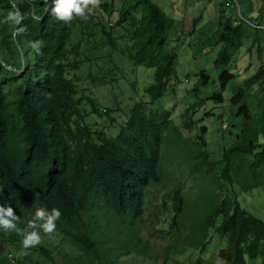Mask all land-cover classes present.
<instances>
[{
	"label": "trees",
	"instance_id": "16d2710c",
	"mask_svg": "<svg viewBox=\"0 0 264 264\" xmlns=\"http://www.w3.org/2000/svg\"><path fill=\"white\" fill-rule=\"evenodd\" d=\"M114 1L99 0L86 19L74 14L65 22L53 13V0H0V206L12 207L18 217L17 230L0 228L5 246L15 245L24 232L33 231L28 223L41 207L61 211L53 233L36 230L41 236L65 239L79 253L64 254L67 264H115L113 249L139 241L144 231L147 194L163 183L165 135L173 130L180 137L170 113L148 108L163 98L174 73L176 56L168 42L174 22L151 0H122L118 17L106 20ZM234 2L240 17L236 14L233 23L225 18L221 24L216 66H228L229 51L245 41L251 57L255 54L264 61V0ZM224 3L234 5L232 0ZM17 9L19 23L8 20V13ZM128 18L135 27L130 59L136 67L154 69V82L145 89L149 102L135 103L126 123L111 137L96 127H105L100 122L104 118L114 124L112 111L100 108L85 89L78 90L80 78L75 74L91 59L73 34L76 28L89 36L97 31L106 38L101 45L118 51L110 24L121 25ZM102 76L90 74L83 82L107 85ZM201 78L199 85H207L209 77L202 72ZM234 78L223 73L222 89ZM255 86L259 93L254 117L261 123L264 141L263 65L230 99V105L243 102L246 91ZM214 100L223 102L220 95ZM248 107L243 103L238 108L236 116L243 123L220 160L211 159L205 128L195 147L183 146L182 151H189L187 170L197 185V215L184 210L187 202L181 190L173 196L179 227L191 226L187 245L204 250L213 230L227 239L229 264L264 260V222L245 211L230 191L234 186L242 192L264 188V142H255L256 119ZM191 124L189 117V130ZM180 152L175 150L178 157Z\"/></svg>",
	"mask_w": 264,
	"mask_h": 264
},
{
	"label": "rangeland",
	"instance_id": "374dc122",
	"mask_svg": "<svg viewBox=\"0 0 264 264\" xmlns=\"http://www.w3.org/2000/svg\"><path fill=\"white\" fill-rule=\"evenodd\" d=\"M151 1L174 22L168 31V42L169 49L176 56V63L167 92L154 106L148 108L162 114L170 113L171 123L177 128L180 137L177 138L173 130L165 135L163 183L151 188L147 194L145 223L142 226L144 231L139 234V241L122 244L121 247H117L118 249H113L115 264H227L231 257L227 239L213 230L209 231L204 250L187 245L185 238L190 236L191 226L187 225V229L179 227L180 218H177L178 215L173 210V196L175 190H181L187 202L184 210L188 208L189 213L197 215V208H200L197 206V185L187 170L189 151L185 149V152L182 151L183 146L189 150L195 147L197 137L202 134V128H205L204 138L208 143L211 159L220 160L223 148L232 145L234 137L240 131L243 120L242 117H237L236 113L243 103L248 104L250 115L256 119L255 142L257 144L264 142L261 123L254 117L255 94L259 93L258 87L246 91L243 102L236 106L230 105V99L240 88L245 89L244 84L262 65L264 66V61L261 62L255 54L251 57L246 50L248 42L245 41L240 48L229 51L232 61L228 66L215 65L221 46L219 40L221 24L225 22V18L235 21L236 14L239 16L240 8L235 5L234 0H232L234 8L225 4V0ZM121 5L122 0H115L111 16L108 15L105 19L113 18L114 21L118 17ZM110 27L112 36L117 38L118 51L112 50L110 46L101 45L106 38L101 36L100 32L96 34L97 31H94V36H89L76 28L73 39L80 41L82 52L91 59L75 74L80 78L78 90L82 92L85 89V94L95 99L100 108L112 111L111 117L116 122L111 125L104 118L100 122L105 127L96 128L115 137L120 125L126 123V116L133 105L141 101L149 102L145 89L154 82V69L136 67L130 59V54L134 52L131 38L135 27L129 18L121 25L111 23ZM110 71H113L111 75L114 76L109 75ZM202 72L209 77L205 86L199 85L200 81H203ZM225 72L233 74L235 78L222 89L223 81L220 76ZM90 74L93 76L104 74L102 77L107 78V85L92 83L88 79L83 82ZM113 79L118 81L114 85L111 84L114 83ZM219 95L223 99L222 103L214 100V97ZM189 117L192 121L191 130L186 127ZM89 121L93 122L91 117ZM223 124L228 126L226 130L222 129ZM178 148L181 149L179 157L175 154ZM230 191L245 211L264 222V188L242 192L238 186H234ZM199 203L204 208L205 205ZM184 215L187 218L186 214ZM38 246L47 249L48 252L41 251ZM8 254L16 257L15 264H67L63 258L64 254L75 257L79 253L61 237L41 236L39 245L27 249L23 247L22 240L6 247L0 242V264H10L5 260ZM246 264H264V260L247 259Z\"/></svg>",
	"mask_w": 264,
	"mask_h": 264
},
{
	"label": "clouds",
	"instance_id": "9594fccd",
	"mask_svg": "<svg viewBox=\"0 0 264 264\" xmlns=\"http://www.w3.org/2000/svg\"><path fill=\"white\" fill-rule=\"evenodd\" d=\"M53 2L55 4L53 13L57 19L65 22L72 20L74 14L86 19L92 13L93 8L99 4V0H53ZM19 3H23V0H19ZM89 4L92 5V8L89 7ZM7 19L19 23L21 19L19 10L9 12ZM60 218L61 211L58 208H53L51 211L44 207L38 208L34 213V218L28 223V228L33 229V231L24 234L22 240L23 247L27 249L39 245L41 243V235L36 229H42L44 233L51 234L56 230V222ZM17 222L18 217L12 207L0 206V228L5 231L17 230ZM2 245L4 244L2 243ZM10 258L15 262L17 261L16 257L12 254H8L5 260L10 262Z\"/></svg>",
	"mask_w": 264,
	"mask_h": 264
},
{
	"label": "built area",
	"instance_id": "2783aa9c",
	"mask_svg": "<svg viewBox=\"0 0 264 264\" xmlns=\"http://www.w3.org/2000/svg\"><path fill=\"white\" fill-rule=\"evenodd\" d=\"M227 128H228V126L226 124H223L222 125V129L223 130H226ZM10 262H11V264H14L15 263V261L12 258H10Z\"/></svg>",
	"mask_w": 264,
	"mask_h": 264
},
{
	"label": "crops",
	"instance_id": "0c3cea01",
	"mask_svg": "<svg viewBox=\"0 0 264 264\" xmlns=\"http://www.w3.org/2000/svg\"><path fill=\"white\" fill-rule=\"evenodd\" d=\"M228 249H229V245H228ZM230 250V249H229ZM225 260V259H224ZM227 261V260H226ZM227 264H229V261L226 262Z\"/></svg>",
	"mask_w": 264,
	"mask_h": 264
},
{
	"label": "water",
	"instance_id": "95a60500",
	"mask_svg": "<svg viewBox=\"0 0 264 264\" xmlns=\"http://www.w3.org/2000/svg\"><path fill=\"white\" fill-rule=\"evenodd\" d=\"M238 7V6H237ZM239 136H237V140H238Z\"/></svg>",
	"mask_w": 264,
	"mask_h": 264
}]
</instances>
